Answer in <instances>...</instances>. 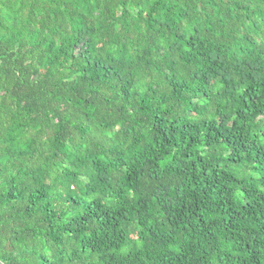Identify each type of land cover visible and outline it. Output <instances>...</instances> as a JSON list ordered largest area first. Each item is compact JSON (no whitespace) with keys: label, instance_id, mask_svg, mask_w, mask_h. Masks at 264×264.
Here are the masks:
<instances>
[{"label":"clouds","instance_id":"9594fccd","mask_svg":"<svg viewBox=\"0 0 264 264\" xmlns=\"http://www.w3.org/2000/svg\"><path fill=\"white\" fill-rule=\"evenodd\" d=\"M0 264H264V0H0Z\"/></svg>","mask_w":264,"mask_h":264},{"label":"trees","instance_id":"16d2710c","mask_svg":"<svg viewBox=\"0 0 264 264\" xmlns=\"http://www.w3.org/2000/svg\"><path fill=\"white\" fill-rule=\"evenodd\" d=\"M249 103H250V102H249ZM204 186L207 187V182H205V185H204ZM195 190H196V186H195V184H193V185H192V191L195 192ZM241 191L243 192V189H241ZM244 195L247 196V193L245 192ZM246 207H247V205H243V204H241V205H240L241 211H243L244 208H246ZM187 214H188V213L185 212V215H187ZM245 215H248V213H245ZM252 218H254V216H253ZM226 221H227L229 224L235 223L237 226H239V225H240V216H239V213H237V219H236L235 221H233L232 217H226ZM196 223H198V224L207 223V220H203V221H202V218L197 217V219H196ZM145 235H152V233H151L150 231H149V232H143V233H141V236H142V237L145 236ZM247 247H249V246L246 245L245 248L247 249ZM246 255H247V259H248L249 261H251V260H252L251 254L246 253Z\"/></svg>","mask_w":264,"mask_h":264}]
</instances>
